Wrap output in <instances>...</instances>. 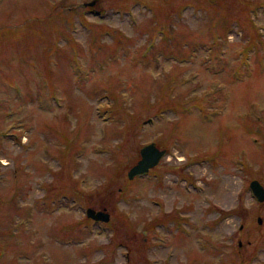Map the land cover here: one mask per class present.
Segmentation results:
<instances>
[{"label": "rangeland", "instance_id": "obj_1", "mask_svg": "<svg viewBox=\"0 0 264 264\" xmlns=\"http://www.w3.org/2000/svg\"><path fill=\"white\" fill-rule=\"evenodd\" d=\"M254 179L264 0H0L1 264H264Z\"/></svg>", "mask_w": 264, "mask_h": 264}, {"label": "water", "instance_id": "obj_2", "mask_svg": "<svg viewBox=\"0 0 264 264\" xmlns=\"http://www.w3.org/2000/svg\"><path fill=\"white\" fill-rule=\"evenodd\" d=\"M89 3L93 5L95 1ZM140 154L141 158L128 172L129 178H134L148 173L152 167L159 163L162 156L166 154V150L160 149L154 142H151L145 144L141 148ZM250 188L253 195L259 201H264V185L259 180L254 179L250 184ZM86 214L95 221L109 222L111 218V214L107 211V209H96L90 206L86 209ZM258 221L261 222V218H259Z\"/></svg>", "mask_w": 264, "mask_h": 264}, {"label": "flooded vegetation", "instance_id": "obj_3", "mask_svg": "<svg viewBox=\"0 0 264 264\" xmlns=\"http://www.w3.org/2000/svg\"><path fill=\"white\" fill-rule=\"evenodd\" d=\"M93 10V9H92ZM94 12H96V10H94ZM161 149V148H160ZM166 154L168 155L169 154V151H168V148H166ZM162 160V159H161ZM160 160V161H161ZM159 167V164H157L156 166H154V167H152L150 170H149V172L147 173V174H151L153 171H155V169L156 168H158ZM65 192L67 193V191H63V193H64V197H65V199L67 198V195H65ZM45 196H47V195H45ZM19 200L22 202V200H23V193L22 194H20L19 195ZM56 198H51V197H49V198H47V197H45V199L44 200H42L44 203H45V205L50 209V208H52L53 207V205L55 204V202H56ZM67 200V199H66ZM41 203V200H40V197L38 196V195H35L34 196V199H33V201H32V209L33 208H35V207H37L39 204ZM91 207V206H90ZM106 209L107 207H103V209ZM107 211H109L108 210V208H107ZM110 212V211H109ZM176 212H178V211H176ZM90 219H92V218H90ZM16 220H18L17 218H16ZM15 220V221H16ZM93 221H94V219H92ZM21 221L23 222V220L21 219ZM22 222H20V221H18V222H14L15 224H16V226H22ZM94 222H96V221H94ZM97 222H100V221H97ZM24 223V222H23ZM104 223V222H103ZM20 231V230H19ZM15 237H17V234L15 235ZM64 238H67L66 236L64 237ZM147 240V239H146ZM3 241H4V238L3 237H1L0 236V259L1 258H5L7 255H8V250H7V247H3L2 246V243H3ZM148 241V240H147ZM19 256V255H18ZM16 258H17V256H16ZM1 264V263H0Z\"/></svg>", "mask_w": 264, "mask_h": 264}]
</instances>
